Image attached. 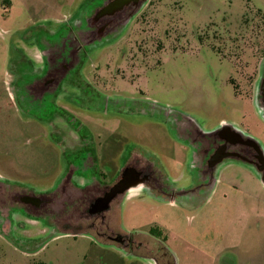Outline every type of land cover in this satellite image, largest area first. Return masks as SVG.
Listing matches in <instances>:
<instances>
[{
  "label": "rangeland",
  "instance_id": "rangeland-1",
  "mask_svg": "<svg viewBox=\"0 0 264 264\" xmlns=\"http://www.w3.org/2000/svg\"><path fill=\"white\" fill-rule=\"evenodd\" d=\"M96 2L0 0V178L45 193L59 187L73 156H87L85 149L93 147L113 162L96 166V178L106 176V184L120 167L118 157L129 151L160 167L178 193L188 192L191 183L180 178L187 175L188 150L173 136V120L190 121L207 134L225 123L264 147V121L253 105L264 59V0H151L136 23L87 58L76 78L80 90L63 85L62 100L46 112L20 106L12 98V65L22 49L31 59L36 55L26 45L31 29L67 24L80 3L91 8ZM244 16L257 20V52L256 41L232 42L244 35ZM236 46L245 49L231 54L239 66L229 56ZM59 107L81 123L79 142L71 143L77 133L59 119ZM54 119L56 126L47 124ZM197 196L169 201L138 193L123 201L114 228L162 240L173 264H264V187L257 173L241 163L225 165L214 187ZM44 227L27 222L24 232L9 236H36L26 241L0 233V264H150L91 233L44 234Z\"/></svg>",
  "mask_w": 264,
  "mask_h": 264
},
{
  "label": "flooded vegetation",
  "instance_id": "flooded-vegetation-1",
  "mask_svg": "<svg viewBox=\"0 0 264 264\" xmlns=\"http://www.w3.org/2000/svg\"><path fill=\"white\" fill-rule=\"evenodd\" d=\"M97 1L91 8L78 7L68 24H61L53 30L46 27H41L39 31L31 29L28 36L30 40L26 45L30 49L34 47L40 56L31 59L22 49V56L17 64L12 65L17 71L16 77H13V91L17 90L15 97L20 106L30 109V112L34 109H45L46 112L50 103L57 102L59 95L62 100L63 85L80 90L81 84L76 78L95 48L105 41L117 38L124 27L132 22L136 23L137 18L151 3V0ZM256 13L257 18H261V11L255 10L254 15ZM241 34H235L234 38L241 39ZM235 49L238 51L230 53L245 54L243 46H236ZM261 64L256 98L257 104L264 109V94L258 84L264 59ZM10 77L12 81V76ZM254 103L255 100V106ZM59 119L65 125H69V122L73 124L70 131L72 133L83 128L77 119L61 108ZM56 120H48L47 124L56 126L53 125ZM60 126L65 128L64 124ZM53 129L57 130L56 127ZM172 130L173 136L188 150L187 175L182 174L180 178L191 183V190L188 192L195 197L214 187L225 165L241 163L253 169L260 155L258 148L264 153V147L253 137L225 123L219 124L207 134L190 121L173 120ZM73 139L70 137L71 143L79 142L78 133L75 141ZM85 152L87 156L80 158L76 154L71 158L59 187L45 193L11 185L0 178V233L7 240L19 241L21 235L18 239L9 238L11 232L17 229L22 233L27 222L37 220L45 225L44 234L60 232L73 236L88 232L99 237L104 245L114 246L136 259L147 260L150 264H173L172 255L164 247L162 240L154 238L150 233L154 241L142 235L137 237L123 234L114 228V222L123 201L131 199L133 195L135 197L139 193L150 199L168 198L173 201L172 199L188 192L178 193L168 185L160 167L129 151L118 157L120 167L117 168L114 179L106 184V176L96 178V166L100 161H105L107 166L113 162H106L102 153L99 155L93 147L91 150L85 149ZM87 163L89 166L85 167ZM21 240L28 239L21 237Z\"/></svg>",
  "mask_w": 264,
  "mask_h": 264
},
{
  "label": "trees",
  "instance_id": "trees-1",
  "mask_svg": "<svg viewBox=\"0 0 264 264\" xmlns=\"http://www.w3.org/2000/svg\"><path fill=\"white\" fill-rule=\"evenodd\" d=\"M255 17L257 19V13L255 14ZM242 26H243L244 35L242 36V34H241V36H242L241 39L240 38H233V41L232 42H234V43H241V42H238L239 40H241L242 43H244V44H246L245 42H247V43L251 42V44H253V42L256 41V43H254L253 46H255V48H256L255 51L257 52V28H258L257 27V20H256V22H251L250 23L249 20L246 19V20L243 21ZM249 26H250V28H249ZM251 26H253L252 27L253 29L251 28ZM248 33H252V34H255V35L248 37V35H247ZM238 47H240V46H238ZM246 49H250V48H246ZM250 50H253V48L251 47ZM244 53H245V51H244ZM231 54H233V53H229L231 62L234 63V65L239 66L237 64L238 61H236L235 60L236 58L233 57V55H231ZM231 82H233V81H231Z\"/></svg>",
  "mask_w": 264,
  "mask_h": 264
},
{
  "label": "water",
  "instance_id": "water-1",
  "mask_svg": "<svg viewBox=\"0 0 264 264\" xmlns=\"http://www.w3.org/2000/svg\"><path fill=\"white\" fill-rule=\"evenodd\" d=\"M258 84L260 87V91H262L263 92L262 94H264V66H263L262 76H261V79H260ZM257 89H258V87H257ZM254 104L258 110V114L261 116L262 120L264 121V109L262 106H259L257 104V98H256V102ZM258 150H259L258 153L260 155L257 159V165L256 164L253 165V170L257 173V175L260 179V182H261L262 186L264 187V153L261 151L260 148H258Z\"/></svg>",
  "mask_w": 264,
  "mask_h": 264
},
{
  "label": "crops",
  "instance_id": "crops-1",
  "mask_svg": "<svg viewBox=\"0 0 264 264\" xmlns=\"http://www.w3.org/2000/svg\"><path fill=\"white\" fill-rule=\"evenodd\" d=\"M82 4H83V3H80L78 7L82 6ZM79 19L81 20V19H82V16L79 17ZM76 20L78 21V19H75V21H76ZM68 21H69V20H68ZM68 21H66V22H64V23H67ZM68 23H69V22H68ZM68 23H67V24H68ZM59 24L61 25V22L58 23L57 25L59 26ZM57 25H56V27H58ZM54 26H55V25H54ZM54 26H51V27L48 26V27H46V28H47L48 30H53V29L56 28V27H54ZM32 29H37V31L40 30V28L37 27V26L34 27V28H32ZM35 54H36V55H35L33 58L40 56V55H39V52H38L37 50H36V53H35ZM36 60L39 61V58H37ZM13 92H14V95H12V98L15 96V94H17V90H16V92H15V91H13ZM59 98H60V95L58 96V99H59ZM33 224H34V223H33ZM33 236L36 237L35 235H28L26 238H27L28 240H32ZM30 246H31V245H30ZM26 247H27V248H30L29 246H26Z\"/></svg>",
  "mask_w": 264,
  "mask_h": 264
}]
</instances>
